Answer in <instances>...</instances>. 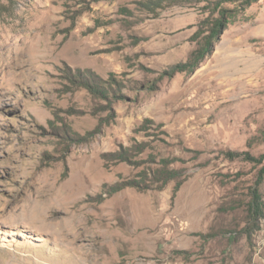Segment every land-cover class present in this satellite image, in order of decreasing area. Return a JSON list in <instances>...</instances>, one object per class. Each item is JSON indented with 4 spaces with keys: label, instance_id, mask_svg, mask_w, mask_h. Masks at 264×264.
Wrapping results in <instances>:
<instances>
[{
    "label": "rangeland",
    "instance_id": "obj_1",
    "mask_svg": "<svg viewBox=\"0 0 264 264\" xmlns=\"http://www.w3.org/2000/svg\"><path fill=\"white\" fill-rule=\"evenodd\" d=\"M139 1L0 0V264H264V0L174 74L207 6Z\"/></svg>",
    "mask_w": 264,
    "mask_h": 264
},
{
    "label": "trees",
    "instance_id": "obj_2",
    "mask_svg": "<svg viewBox=\"0 0 264 264\" xmlns=\"http://www.w3.org/2000/svg\"><path fill=\"white\" fill-rule=\"evenodd\" d=\"M193 1L204 2L209 11L208 15L201 21V25L195 33V37L198 39V46L192 51L186 62L177 63L171 66L169 74H174L180 71L192 72L195 70L201 61L213 50L215 43L219 40L227 25L238 15V5L244 9L257 0H141L139 1V7L143 10L154 12L158 8H163L165 6L190 3ZM224 3H232L235 6L228 8L223 6ZM69 78L71 79V82L78 83L80 86L86 88L91 94L100 98L107 97L108 92H111V88L108 87H111V84H113L111 83L106 86V83L103 82V80L93 75L87 78L77 74V76ZM156 87L157 85L154 83L150 88L156 89ZM261 136L264 137V130L261 132ZM257 139H259V137ZM130 155L132 154H127L125 150H120L118 152L106 154L105 159L127 160ZM182 175L183 174L180 170L170 168L165 160H160L158 165L150 170V178L146 187L161 189L170 181H175L174 191H176L182 182ZM259 175L258 178L261 180L262 175H264V162L259 170ZM127 185L135 186L134 183H121L117 186V189H121ZM249 193L250 200L246 204V226L253 227L255 224L258 225V223L264 219V212L259 206L260 197L258 196V189L253 188Z\"/></svg>",
    "mask_w": 264,
    "mask_h": 264
}]
</instances>
